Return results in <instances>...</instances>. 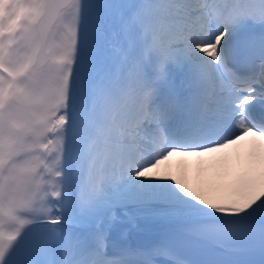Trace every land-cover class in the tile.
I'll return each mask as SVG.
<instances>
[{
  "label": "snow or ice",
  "instance_id": "snow-or-ice-1",
  "mask_svg": "<svg viewBox=\"0 0 264 264\" xmlns=\"http://www.w3.org/2000/svg\"><path fill=\"white\" fill-rule=\"evenodd\" d=\"M161 256L264 264V0H0V264Z\"/></svg>",
  "mask_w": 264,
  "mask_h": 264
},
{
  "label": "bare ground",
  "instance_id": "bare-ground-1",
  "mask_svg": "<svg viewBox=\"0 0 264 264\" xmlns=\"http://www.w3.org/2000/svg\"><path fill=\"white\" fill-rule=\"evenodd\" d=\"M251 136L248 137V140L251 141ZM251 148V142L249 143V149ZM234 145L229 149L224 150L221 153H217L213 156L204 157V158H196V157H174L170 160L174 161L175 167L171 169V172L177 176L186 175V177H191V181L194 182L197 179H203L205 181H211L217 175L223 173L225 168L224 156L227 158V163L229 164V168H231V164L235 163V166L238 167L243 162L247 153L245 155H240L237 150H235ZM162 260V259H161ZM157 264H160L159 260Z\"/></svg>",
  "mask_w": 264,
  "mask_h": 264
},
{
  "label": "rangeland",
  "instance_id": "rangeland-1",
  "mask_svg": "<svg viewBox=\"0 0 264 264\" xmlns=\"http://www.w3.org/2000/svg\"><path fill=\"white\" fill-rule=\"evenodd\" d=\"M226 161H227V158L225 159V156H224V161H223V162L225 163V168H229V167H228V163H227ZM188 179L191 181V177H188ZM194 180H195V179H193L192 182H194Z\"/></svg>",
  "mask_w": 264,
  "mask_h": 264
}]
</instances>
